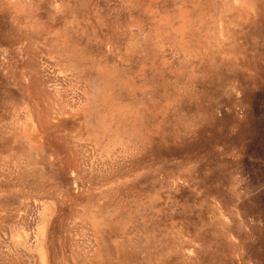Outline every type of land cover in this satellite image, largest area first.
Segmentation results:
<instances>
[{
    "label": "rangeland",
    "instance_id": "rangeland-1",
    "mask_svg": "<svg viewBox=\"0 0 264 264\" xmlns=\"http://www.w3.org/2000/svg\"><path fill=\"white\" fill-rule=\"evenodd\" d=\"M37 1L41 7L37 11L40 17L44 13L41 20L52 24V27L47 32L38 30L30 35L27 32V21L10 5L13 0H0V139L5 140H0V264H42V255L47 264H264V18L263 23H259V18L257 23L247 24L241 31V40L247 43V57L251 64L253 62L252 68L245 67V64L242 67L235 64L226 70L223 79L211 77L206 82L200 75L195 76L198 81L190 77L189 69L181 72L182 75L174 84V76H168L171 87L174 85V90L179 88L177 91L181 93V100L176 102L169 99V108L164 113L156 111L153 124H158L162 132L151 133L154 141L144 147L145 151L139 150L134 157L125 160L118 156L116 162H112L103 151L102 143L106 138L103 137V142H100L82 132L78 133L79 120L68 116L62 117L61 123L45 134L43 139L45 141L57 135L81 148L80 166L76 168L65 163L66 150L57 157L48 149L41 152V148H36L34 162L25 167L20 146L15 141L25 124L24 102L28 99L25 89H22L24 77L21 73V63L24 62L22 54L26 45L32 43L30 50L36 58L51 60L56 72L63 75L62 79L55 82V86L60 88V94L53 95L50 104L52 110H70L82 86L79 77H69L68 73L62 71L65 68L56 59L57 52L51 46L56 38V28L60 30L65 25L64 21L68 20L67 11H55L50 0ZM75 1L78 9H88L92 13V10L97 12L100 8L101 13L89 14L81 9V13L85 12L89 17H78L83 22L78 27L74 23L72 25L78 30L69 27V18L67 26L71 34L87 46L90 57L98 51L105 57L118 58V50L123 49L122 34L113 43L117 47L116 53L110 50L112 42L110 39L107 42L105 37L111 33L109 20L117 12L122 13L123 2L85 0V5L84 0L82 4L81 0ZM159 1L166 6L157 7L159 11L155 15L164 10L167 13L173 12L181 0ZM6 2L9 5H5ZM169 6L175 9H168ZM84 19L90 20L93 26L87 25L89 21ZM151 22L152 18L148 15L146 25ZM208 26L212 28L213 23L208 21ZM230 26L237 30L239 24L233 22ZM24 32L34 39L30 42ZM167 42L163 46L166 48L164 53L168 59H172V42ZM248 45L253 48L252 51ZM137 62L133 57L122 64L130 70H123L126 81L138 83L143 77L139 70L144 68L145 73L154 74L148 64L141 66ZM225 76L234 78L237 88L231 89ZM135 86L132 88L134 91H131L135 96L148 95V90H140L137 84ZM166 92L161 90L153 94L155 97L161 95H158V99L154 98L157 100L155 104L160 102L161 105L166 101ZM175 106L183 108L180 110L183 116L181 122L185 120V115L190 114L189 118L185 116V125L177 132L170 126V119L175 116ZM194 110L200 114L194 113ZM124 147L123 144L115 145L113 151L122 154L118 151ZM23 166L28 173L19 178L18 169L23 170ZM38 182L41 184L39 187ZM132 189L142 195L138 194L144 206L141 210L144 215L140 213L143 216L132 213ZM115 200L119 201L117 204L123 201V204L130 207V218L128 215L123 220H115L111 227L103 229L101 236L108 257L97 259V244L93 236L94 218L98 214V221L114 213L112 208L115 209ZM99 203L100 207L104 205L110 208H103V214H99L96 211ZM36 207H40L48 216L47 224L43 227L46 240L40 246L32 242L36 228L41 225L36 223ZM144 225L149 226L148 230L152 229L154 234L151 229L149 231L153 234L151 237L156 238L150 240L149 246L144 244V237H141L145 234L142 229L139 232L144 234L140 236L135 230L137 226ZM26 235L30 236L29 240L25 239ZM136 236L141 240L134 245L132 241H135ZM124 241L134 246L130 244L123 248ZM154 242H160V245ZM189 249L195 251L188 252ZM186 252L188 255H185ZM120 253L125 254L124 261L119 260Z\"/></svg>",
    "mask_w": 264,
    "mask_h": 264
},
{
    "label": "bare ground",
    "instance_id": "bare-ground-1",
    "mask_svg": "<svg viewBox=\"0 0 264 264\" xmlns=\"http://www.w3.org/2000/svg\"><path fill=\"white\" fill-rule=\"evenodd\" d=\"M82 1L83 0L80 1L81 4ZM121 1L123 2L122 6H124L122 13L120 14L119 12H117L116 15L111 18V20H109L110 18H108L111 33L107 37H105V40L108 42V40L110 39V41L112 42L109 46L110 50L116 53L117 47H115L113 43H115L116 41L115 38L122 34L123 49L122 51L120 49L118 50V58H109L105 57L103 54L101 55V53L98 51L92 53L93 57H90L87 46L82 45L79 38L73 36L69 31V28L67 26L69 18L71 19L69 27L73 28L74 30H78L76 27H78L79 23H81L82 21V19L80 21L79 18H84L86 16L85 12L81 13L82 8L79 7V10L75 7V5L77 6V1H75L74 3V0H50V5L54 8L55 11H57L58 9H65L64 11H67L66 13H68L69 15H67L68 22L65 20V25H63L60 30H57L56 28V38L52 41L51 46L55 49V52H57L56 59H58V61L61 62L63 67L65 68L62 69V71L68 73L69 77H73V75L79 77L82 82V86L80 89L81 91L79 92V96L75 99V104L70 110H52V106H50L51 99H54L53 95L60 94V88L55 86V82L58 79H62L63 75L60 74V72H56L53 66L54 63H52L51 60H42L36 58L34 52L30 50L32 43L26 45V48L22 54L24 62L21 63V73H23L24 77V85L22 86V89H25L24 91L26 92L28 99L26 102H24L25 124L18 138L16 139L17 141H15L16 145L19 144L20 146V151L21 155H23L25 167L31 166V164L34 162V154L36 155V148H41V152H45V149H48L57 157H60V152L66 150L67 154L65 156L67 157L65 163H68V165L71 166H75L76 168L80 166V156H82V154H80V151H82L81 148L76 147V145L74 144H70L68 142V139L57 135H53L54 137H52L51 139L46 138L45 141L43 139L45 134H47L51 129L55 128V126H58L61 123L62 117L68 116H73L79 120L80 126L78 127V133L82 132V134L84 133L85 135H87V137L92 138V140H97L100 142H103V137L106 138L104 143H102L103 151L107 155V158L110 157V161L116 162L119 157L122 160H125L128 157L132 158L137 154V152H139V150L141 152V150H143L150 141H154V138L151 136L152 132H162L161 130H159L158 124H153L154 117L157 114L156 111L159 113L160 111H163L162 113H164V111L169 108V102H167L169 99L178 102L181 98V93L178 92L179 88L177 89L178 91L174 90V85H172L171 87V85L169 84L168 76H171L170 74H172L175 78L174 80L172 78L173 84L176 83L175 81H177V78L182 75L181 72H183L185 69H189L190 77H194L198 81V78H196L195 76L200 75L203 81L205 80L206 82V80H210L211 77H219V80H221L222 76L227 74L225 73L227 72L226 70H229L230 68L236 66L235 64H239L241 67L243 66V64H245V67L250 66L252 68L253 62L251 64V61L247 57V43L241 40V31L245 25L250 23H257L259 18H261V21L259 23H263L262 18H264V0H181L179 1L178 6L175 5V7H177L176 9L175 7H173L175 10H173V8H171L170 6L167 7L168 9L171 8L173 12L167 13L164 10V12H159V14L157 13V15H155L156 11H159L157 10V7L161 8L160 6H166L162 5V3L160 4V1L158 2V0ZM175 1L178 2L177 0ZM90 2H88V4ZM6 3L5 5H9V3ZM83 3L85 4V0L83 1ZM172 3L174 4V2ZM10 5L15 12L20 14V17H23L25 22L27 21V32L30 33V35H32L33 31L39 30L47 32L51 29L52 24L44 23V21L41 20V17L44 15V13L43 15L41 14L42 16L40 17V13H38V7H40V4H38L37 0H13ZM164 7L163 9H165ZM90 8L91 7H89V9ZM99 9L100 8L97 9V12L101 13V10ZM84 10L89 12V14L97 13L95 12L96 10H94V12L92 10V13H90L88 9ZM50 13L51 12H49V14ZM56 14L58 15V13ZM148 15L151 16L152 22L146 25ZM53 16L54 15H52V18L54 20ZM90 16H94V14ZM96 16L97 14L95 15V17ZM87 17H89V15L86 16V18ZM95 17L94 19L97 18ZM85 20H87L86 22L89 21L87 25L91 24L90 20L84 19V21ZM103 20L104 19L102 18V21ZM208 21L213 23L212 28H209ZM233 22H237L239 24L237 30L236 28H230V24ZM52 23H55V21H53ZM73 23L76 27L72 26ZM82 24L84 26V23ZM91 25L93 26V24ZM259 25L262 26L261 24ZM250 26L251 28H253V25ZM83 28L85 30V27ZM246 29L248 28L246 27ZM99 31L97 30V32ZM27 32L24 33L26 36H28V39L31 42V39L34 38L28 35ZM81 32L82 34H84V31ZM167 41L172 42H170V55L172 59H168L169 57L167 58L164 53L166 48L164 49L163 46L168 43ZM251 43H253V41ZM250 48L251 47H249V49ZM252 49L253 48H251L250 50L252 51ZM133 57H135V60H138V62H140L137 63L141 66L148 64V68L150 69V71L152 70L154 74L152 73L150 75L149 73H145L144 68L143 70H139L142 72L141 76L143 77L141 80L137 81L138 83L130 80L126 81L125 72H129L130 70L128 71V68L123 67L124 65L122 66V64H124V62H127L128 60H131ZM53 60L57 65V61H55V59ZM173 62H175L176 64H174ZM123 70L125 72H123ZM226 80L227 82L229 81L228 85L231 87V89L237 88V84L235 83L236 81L234 80V78H226ZM189 81L194 82L195 80L193 81L190 79ZM136 84L139 86L140 90H148V95L145 96V94H142L140 97L135 96L131 91H134V89L132 88L136 87ZM218 84L220 83L218 82ZM185 86L188 87L187 85ZM195 86H197V84ZM168 88H170L171 90L168 91ZM161 90L167 91L165 94L166 101L162 102L161 105L160 102L158 104H155V101L157 100H155L154 98H157L159 94L156 95L157 97H155V95L153 94H155V92L157 91L160 92ZM201 90L203 93V89ZM194 91L195 90H193V92ZM122 92L125 93V96L122 95ZM184 92H186V90ZM193 94H190V97L192 96L194 98ZM160 96L161 95H159V97ZM182 109H180V107L176 108L175 106V116H172V119H170V126L171 128L175 129L176 132L179 128H181V126L185 125V123L183 122L187 120L186 117L188 116L187 118H189L190 115L188 114L186 116L184 114L186 116H184L185 120L181 122L183 116H181L182 114L180 113V110ZM194 113H196L195 110ZM196 114L199 115L200 113ZM192 120L194 121L193 118ZM194 122L196 123V121ZM189 124L192 125V123ZM0 140L5 141L4 139ZM118 144L125 145L124 148H120L119 151L117 150L118 152L121 151L122 154H116V152L114 153L113 151L114 146ZM145 150L146 149H144V151ZM25 167L23 166V170H21V168L18 169L19 178H22L24 174L28 173V170H26ZM40 185L41 184L38 182L37 186L39 187ZM132 190V192H134L135 189ZM129 193L128 195H130ZM138 194L141 195L139 192L135 191L133 193V197L130 199L133 200L134 204L132 213L134 212L135 214L143 216L144 214L143 211L141 213V210L144 209V206H142V203L140 201L141 198H139ZM124 196L125 195L123 194L122 197ZM110 202L108 203V201H105V203H108L109 205H114L113 203L110 204ZM117 202L119 203V201H116L115 206H113L115 207V209L112 208L113 211L115 210L114 213L108 214V217L103 219L100 218L98 221H96L98 215L97 213L103 214V208L106 209L110 207H106L104 205H101L100 207V203L98 204L99 206L97 205L96 207L97 215L94 218L95 223L93 222L95 224L93 228V236L94 242L95 244H97V251L95 252L97 259H101L103 256H107L108 254L107 249L103 247L104 241L101 236L103 229L105 227H111L115 220H123V218L125 219V217H127L128 215L130 218V207L126 206L127 204H123V201H121V204H117ZM129 205L131 206L132 204ZM140 213L143 215H141ZM35 214L36 223H38V225H41H37L38 227L36 228L34 239L32 242L35 245L40 246L41 243L46 240V234L43 230V227L47 224L48 216L42 209L40 210V207H38V209L36 207ZM146 215L147 214L145 213V216ZM132 220L133 219H131V221ZM144 226H137L138 228L134 229L137 230L138 233H140L139 229H142L145 234L142 233L144 234V236L141 237H144V244L146 243L149 246L150 240H154L155 237H151L154 234L152 229L150 228L153 234L149 232L150 229H147L149 227L148 225H146L147 227ZM142 234L140 233L138 234V236ZM25 239L29 240L30 236L26 235ZM140 240H138V237L136 236L135 241H132V243L134 245H137ZM125 241L123 243V248L126 245L130 244V246H134L131 242L129 244V242L125 243ZM230 245H232V243ZM232 246L233 248H236V245ZM152 247L155 251L156 248L153 246V244ZM192 250L193 249H189L188 252ZM188 252H186L185 255H188ZM150 253L154 254V252ZM120 254V259H118L124 261L126 257L125 254ZM41 260L42 264H47L43 255L41 257Z\"/></svg>",
    "mask_w": 264,
    "mask_h": 264
}]
</instances>
